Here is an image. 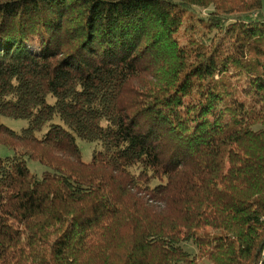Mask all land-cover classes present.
<instances>
[{"label":"trees","instance_id":"1","mask_svg":"<svg viewBox=\"0 0 264 264\" xmlns=\"http://www.w3.org/2000/svg\"><path fill=\"white\" fill-rule=\"evenodd\" d=\"M263 4L0 0V264H264Z\"/></svg>","mask_w":264,"mask_h":264},{"label":"rangeland","instance_id":"2","mask_svg":"<svg viewBox=\"0 0 264 264\" xmlns=\"http://www.w3.org/2000/svg\"><path fill=\"white\" fill-rule=\"evenodd\" d=\"M264 10V4H263ZM49 102H54L52 96L48 97ZM1 122L7 125L8 127L21 131L24 127L28 126V121L23 119H15L12 117L1 116ZM54 122L61 123L59 118H55ZM50 124H47L43 127L41 131H37V136L42 137L43 134L48 130ZM77 142L82 152V157L85 162H90L92 160L95 150L101 149L102 145L99 142H89L77 137ZM13 150L7 146H0V156L13 155ZM27 164L31 172L41 176L48 168L38 162L37 160L26 158Z\"/></svg>","mask_w":264,"mask_h":264}]
</instances>
